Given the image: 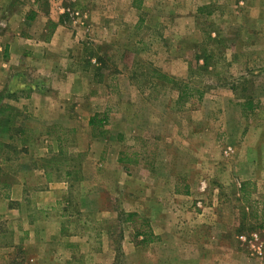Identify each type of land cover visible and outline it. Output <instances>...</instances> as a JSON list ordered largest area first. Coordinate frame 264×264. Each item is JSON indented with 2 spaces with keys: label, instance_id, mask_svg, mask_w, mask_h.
<instances>
[{
  "label": "rangeland",
  "instance_id": "obj_1",
  "mask_svg": "<svg viewBox=\"0 0 264 264\" xmlns=\"http://www.w3.org/2000/svg\"><path fill=\"white\" fill-rule=\"evenodd\" d=\"M8 1L23 16L56 12L63 28L60 54L20 59L9 78L19 86L0 92V106L10 108L0 115L9 146L1 149L0 182L9 188L0 199L15 186L28 197L71 175L52 211L22 208L42 224L54 217L51 233L60 235L27 250L21 243L0 264H211L208 255L220 252L264 264V0ZM58 110L69 124L48 123ZM95 114L101 127L89 125ZM119 152L130 163L99 169L102 154L111 163ZM89 194L115 215L84 217L79 205ZM159 194L163 203L151 209L165 202L166 211L184 212L161 226L182 238V249L172 240L148 247L143 213ZM20 220H0V246L13 243ZM100 234L110 247L99 248ZM195 239L201 246L189 245Z\"/></svg>",
  "mask_w": 264,
  "mask_h": 264
},
{
  "label": "crops",
  "instance_id": "obj_2",
  "mask_svg": "<svg viewBox=\"0 0 264 264\" xmlns=\"http://www.w3.org/2000/svg\"><path fill=\"white\" fill-rule=\"evenodd\" d=\"M8 1V0H7ZM10 1V0H9ZM8 1V2H9ZM146 1V0H145ZM144 1V2H145ZM198 3V0H195ZM11 2V1H10ZM133 2V0H131ZM10 3H8L9 5ZM196 4V5H197ZM5 3V0H0V92L5 89L7 83L11 82L9 78L14 76V72L18 69V62L20 59H29L35 58L36 60L42 61L41 57L46 58L51 54H60V51H58V48H60L59 44V35L61 34V29L63 28L62 23L59 20L58 13L55 12L56 16H54L51 11L49 13H41L37 10L34 12L29 13L27 16H23L22 13L17 11L16 9H13V4L8 6ZM198 8V7H197ZM9 9L10 13H7L6 10ZM29 25V29L25 30L23 27H27ZM28 28V27H27ZM24 31L25 34L22 32ZM12 84L8 85L12 90H15L17 88L18 83L13 81ZM57 88V87H56ZM59 89H64L62 86L59 85ZM60 116V117H59ZM57 118V119H56ZM55 118V121H49L48 123H61L69 124V118H65L63 111L58 110V115ZM65 118V119H64ZM53 120V119H52ZM69 126H73L70 125ZM102 162L99 165V169L106 170V168H119V164L117 162V159L114 158L113 162L108 163L104 162V154H102ZM117 157V154H116ZM109 165V166H108ZM82 180H80L78 183H81ZM67 179L62 180L61 182H50L47 184V188L44 190H41L39 192H36L35 195L31 194L28 197L23 196L21 191L19 192L18 187L15 186L12 188L11 196L8 200L0 199V220H6L8 218H11L14 216L15 218H20L22 225V230H16V235L14 236L13 243L8 246H0V254H12L16 249H18V246H21L23 243V249L27 250L29 247H31V244L33 245L36 238L38 237L43 240L45 239L46 242H48L47 245H49V241L52 240V238H56V236L60 235L61 232L58 230L56 233H51L53 230V220L54 217H47L45 219V222L39 223L35 221V219H29L28 216L24 217L22 213V208L26 204L30 205L31 207L37 209V210H43V211H52V209L55 207V204L62 200L61 198L65 197V191L67 189ZM86 182V179H83V183ZM115 182L116 183H119ZM159 186L162 185L161 180L158 181ZM172 188L175 186V181L172 183ZM189 185H192L191 183H187ZM191 192V191H190ZM191 193H187L184 195L185 199L190 198L189 196ZM86 196V195H85ZM122 196V195H121ZM123 197V210L124 212H129L127 210L128 207L131 206V200L128 198V196H122ZM157 198L155 201L152 199L148 200V209H146V213H143L145 218L147 219V223L149 224V227L151 228V233L155 237V241L159 240L160 244H167L171 240L175 241L176 243L180 244L177 249H182L183 245H186L185 242L180 239L176 238L178 234L173 235L174 237H171V234L169 235V231H167V228L163 229L161 226H164V220L165 218L171 214L172 216H185L184 212L176 211V213L172 211H166L163 209L162 204L159 206L160 208L154 210L151 209V206H155V203L160 204L163 203V199ZM172 197L177 198L178 195H175L172 190ZM163 198V197H162ZM12 202L16 204L15 206L9 207V202ZM83 202V203H82ZM79 205V211L82 212L83 216L86 217L87 213H91L93 215L95 221H99L104 217L111 216L113 217L115 213L105 210L103 211L98 206V201L96 194H89L87 196V200L85 197V200H83ZM87 203L90 204V207L87 210ZM147 208V207H146ZM81 214V215H82ZM132 214V213H129ZM168 214V215H167ZM53 215V213H52ZM30 216V215H29ZM187 216V214H186ZM24 217V218H23ZM84 224V223H83ZM128 224V223H127ZM190 224V223H189ZM180 225L182 223L180 222ZM41 226L39 229L38 227ZM176 228V227H175ZM174 228V229H175ZM183 228V227H182ZM186 228L188 235H195L198 231L197 228L192 226L191 224ZM176 229H181V227H178ZM183 230V229H182ZM175 232V231H174ZM21 235H20V234ZM23 236V238L17 236ZM181 233H179L180 235ZM51 236V237H50ZM79 237V236H78ZM81 244H85L86 237L85 234H81ZM99 248H108L110 245H108L107 239H104L102 234L99 235ZM197 237V236H196ZM25 239L24 241H22ZM80 239H78L80 241ZM200 240L195 239L189 242V245L191 244H197ZM77 242V241H76ZM204 243L202 246L213 249H220L224 250V246L222 243L219 242H207L203 241ZM154 242H151V244H148V247H150ZM202 244V243H200ZM128 245V244H127ZM199 245V244H197ZM194 247V245H191ZM201 246V245H199ZM198 246V247H199ZM51 248V246H50ZM214 256V255H213ZM212 258V261L210 260L211 264H215L216 261H218L216 264H246L245 259H239V255L236 254L237 258L230 257L227 253L223 254V252H220V255H217L215 258H213L211 255H208V258ZM5 256L0 258L1 261L4 262ZM182 258V257H181ZM201 258V257H199ZM216 260V261H214ZM179 261V260H178ZM161 264H171V263H164L163 261H160ZM180 262V261H179ZM172 264H197V262L188 261L187 263H172Z\"/></svg>",
  "mask_w": 264,
  "mask_h": 264
},
{
  "label": "trees",
  "instance_id": "obj_3",
  "mask_svg": "<svg viewBox=\"0 0 264 264\" xmlns=\"http://www.w3.org/2000/svg\"><path fill=\"white\" fill-rule=\"evenodd\" d=\"M160 77L161 78H164V80L165 79H167L166 77H165V75H160ZM163 80V81H164ZM182 96V95H181ZM10 108L8 107V106H4V105H1L0 106V115L2 114V112H5V111H7V110H9ZM98 117H99V114H95L90 120H89V125L90 126H95L96 124H97V126H99V127H101L102 125H103V123H104V118L103 119H98ZM2 128V124L0 123V129ZM1 135V134H0ZM5 147H9L8 145H5L4 143H3V141H2V139L0 138V163L1 164H3L5 161H7L8 159L7 158H5V157H1V149H3V148H5ZM62 154V152L61 151H58V156L59 155H61ZM135 156V155H134ZM130 157H128V155H126V153L125 152H119L118 153V158H117V162L118 163H120V164H124V163H130ZM65 178L67 179V178H69L70 177V175H71V173L70 172H65ZM47 179H49V174L47 175ZM0 188H2V189H8L9 188V184L8 183H5V182H0ZM187 192V187H186V190H185V193ZM176 193H179V192H177L176 191ZM1 197V196H0ZM132 215H129L128 216V218H130ZM146 234L148 235V240H147V242L149 241V242H151V240L152 239H155V237L152 235V233L150 232V230L148 231V232H146ZM146 234H144V236H146ZM138 235H141V233L140 234H138ZM145 240V241H146Z\"/></svg>",
  "mask_w": 264,
  "mask_h": 264
},
{
  "label": "built area",
  "instance_id": "obj_4",
  "mask_svg": "<svg viewBox=\"0 0 264 264\" xmlns=\"http://www.w3.org/2000/svg\"><path fill=\"white\" fill-rule=\"evenodd\" d=\"M244 239H245L244 237H240V241H244Z\"/></svg>",
  "mask_w": 264,
  "mask_h": 264
}]
</instances>
